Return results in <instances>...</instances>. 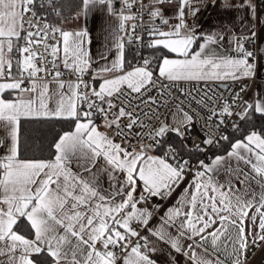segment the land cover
I'll return each instance as SVG.
<instances>
[{
    "label": "snow or ice",
    "instance_id": "1",
    "mask_svg": "<svg viewBox=\"0 0 264 264\" xmlns=\"http://www.w3.org/2000/svg\"><path fill=\"white\" fill-rule=\"evenodd\" d=\"M96 13L98 37L65 27ZM258 252L264 0H0V264Z\"/></svg>",
    "mask_w": 264,
    "mask_h": 264
},
{
    "label": "crops",
    "instance_id": "2",
    "mask_svg": "<svg viewBox=\"0 0 264 264\" xmlns=\"http://www.w3.org/2000/svg\"><path fill=\"white\" fill-rule=\"evenodd\" d=\"M117 7H119V3H117ZM218 10H219V2L217 3L216 8H210L208 13L206 14L205 18L201 22V24L204 26L205 29L209 28L211 24L217 22L219 16H218ZM70 11L66 13V15L69 14ZM225 19H228L225 17ZM108 18L107 14L104 13L101 15L100 13H96L95 19L93 16H89L87 18L81 17L79 20H73L71 18V15H69L68 21L65 24V27L69 30L72 29H79L81 27H87L91 31V35L93 37H98L100 35V29L103 26H107ZM249 23L247 20H245L244 25L240 26V30L243 31L245 27H249ZM92 51L96 57L97 60H99V54L104 51L103 47V41L101 40H94V43L92 45ZM49 138V137H48ZM50 140V139H48ZM158 259L160 261L164 260L163 256H158Z\"/></svg>",
    "mask_w": 264,
    "mask_h": 264
},
{
    "label": "trees",
    "instance_id": "3",
    "mask_svg": "<svg viewBox=\"0 0 264 264\" xmlns=\"http://www.w3.org/2000/svg\"><path fill=\"white\" fill-rule=\"evenodd\" d=\"M68 11H71L70 9L66 10V13ZM60 125H57V127L53 130H50L49 127L46 125L43 128H41L39 131L36 130V127L34 126L33 128L29 129L28 131L25 132V135H32L33 137H40L41 135L47 137V139H52L53 135L55 134V132L60 131ZM49 137V138H48ZM36 143H39V140H36ZM32 153H29V155H31ZM37 155H39V152L36 153ZM261 264V263H260Z\"/></svg>",
    "mask_w": 264,
    "mask_h": 264
},
{
    "label": "built area",
    "instance_id": "4",
    "mask_svg": "<svg viewBox=\"0 0 264 264\" xmlns=\"http://www.w3.org/2000/svg\"><path fill=\"white\" fill-rule=\"evenodd\" d=\"M209 9L205 12V14L203 15V18L201 19L200 23L203 21V19L205 18L206 14L208 13ZM203 158V157H201ZM264 256V253H256L254 258L252 259V264H260L261 263V257Z\"/></svg>",
    "mask_w": 264,
    "mask_h": 264
}]
</instances>
